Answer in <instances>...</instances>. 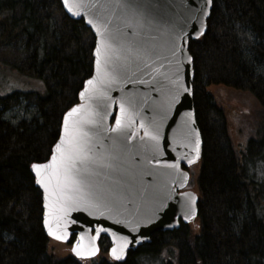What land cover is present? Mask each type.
Masks as SVG:
<instances>
[{
	"label": "trees",
	"instance_id": "obj_1",
	"mask_svg": "<svg viewBox=\"0 0 264 264\" xmlns=\"http://www.w3.org/2000/svg\"><path fill=\"white\" fill-rule=\"evenodd\" d=\"M212 1L205 36L189 43L203 138L199 231L154 234L122 263H87L50 253L30 168L47 161L64 114L79 103L93 73L95 38L60 0H0V49L23 54L20 63L0 59V264H264V0ZM32 79L43 83V93L22 89ZM210 86L249 92L258 102L244 148L234 145ZM23 102L33 117L11 124L6 113Z\"/></svg>",
	"mask_w": 264,
	"mask_h": 264
},
{
	"label": "water",
	"instance_id": "obj_2",
	"mask_svg": "<svg viewBox=\"0 0 264 264\" xmlns=\"http://www.w3.org/2000/svg\"><path fill=\"white\" fill-rule=\"evenodd\" d=\"M60 1L64 13L83 20L94 36V62L80 91L84 96L79 94L73 106L79 111L70 118L83 122L77 133L82 151L70 170L80 183L66 190L70 199L52 195L51 188L45 193L30 168L42 193L43 228L48 239L71 244L78 260L95 259L105 237L111 244L110 258L122 263L130 251L150 244L154 234L177 228L179 218L189 224L199 214L197 195L178 191L188 184L186 170L202 159L189 43L205 36L213 1L134 0L140 5L134 9L126 7L128 0H69L71 12ZM63 118L59 138L44 163H53V154L58 156L55 165L61 163L55 145L65 135ZM154 123L159 125L158 148L151 139ZM52 183L55 186V179ZM87 200L98 206L87 209L82 202ZM49 226L65 239L49 235ZM78 245L83 251L96 249L95 254L77 256L73 248ZM113 247L121 259L112 256Z\"/></svg>",
	"mask_w": 264,
	"mask_h": 264
},
{
	"label": "rangeland",
	"instance_id": "obj_3",
	"mask_svg": "<svg viewBox=\"0 0 264 264\" xmlns=\"http://www.w3.org/2000/svg\"><path fill=\"white\" fill-rule=\"evenodd\" d=\"M23 58L21 50L12 48L0 49V59L6 61L20 63ZM22 89L24 91L41 92L45 91V86L40 80H26L23 81ZM208 92L213 96L214 101L218 108H220L226 117L228 131L230 137L237 148H244L248 140L253 137L255 131V124L257 122L260 107L258 102L249 92H240L224 86H210ZM29 103L23 102L21 106L12 108L6 113L5 119L11 124L17 125L24 119H31L35 113L32 107L28 106ZM200 166V165H199ZM193 168V181L191 186L193 191L200 194L197 177L200 167ZM191 231L197 234L199 231V222L196 220L191 227ZM106 248V243L103 244ZM49 251L51 254L60 258L71 255V244H61L58 242L50 241ZM176 251V250H175ZM173 249L169 248L167 252L171 257L176 258L177 255ZM168 254H166L167 256ZM102 259H109L107 252H102L94 262H99ZM92 263V262H91Z\"/></svg>",
	"mask_w": 264,
	"mask_h": 264
},
{
	"label": "snow or ice",
	"instance_id": "obj_4",
	"mask_svg": "<svg viewBox=\"0 0 264 264\" xmlns=\"http://www.w3.org/2000/svg\"><path fill=\"white\" fill-rule=\"evenodd\" d=\"M65 7L68 9L69 12L72 11V7L69 6V0H63ZM126 7L139 9L140 5L135 3L134 0H128V4ZM76 14V13H74ZM91 23V21H89ZM102 37V40H104V47L108 48L110 45H108L106 39L103 37V33L100 34ZM96 65L97 69H100L101 61L99 59L101 55V45L97 44L96 47ZM189 60H191V57H188ZM87 84L92 86L94 85L93 80H88ZM81 98H83L84 93H80ZM79 111L78 107H73L63 118V126H64V133L65 135L61 137V140L59 143L55 145V149L57 153H59V160L60 165L56 166L54 162L57 161L58 156L56 154H53L52 161L53 163H33L31 165L32 170L34 171L36 175V182L40 184L44 190L45 193H49L50 188L52 189L51 194L57 195L59 193L60 197L63 199H70V197L66 196V190L71 188L74 185H77L80 183L73 175L70 174V170L72 167H75V162L77 155L82 151L80 144H79V137L77 133L81 129V125L83 122L81 121H75L71 120L70 118L74 116ZM191 114H189V117ZM116 124L119 127L121 125V121L119 119L116 120ZM153 131L154 134L151 136V139L156 141V147L158 148L159 144V125L153 124ZM145 135H148V133H145ZM199 149V140H196V150ZM191 163V161H189ZM175 167V165H173ZM55 179L56 184L53 186V180ZM186 179V176H185ZM45 199H48V196H45ZM189 200H194V197H189ZM85 205V207L89 210L92 208L97 207V204H94L91 200L82 201ZM45 207H48L46 204ZM45 225L48 226L49 222L47 219L44 221ZM49 235L55 236L56 239H65L64 236L56 235V233L53 231V229L49 226L48 227ZM97 235H99V232H97ZM96 249H91L87 251L81 250L80 246H76L73 248V252L77 256H92L95 254ZM112 256L119 260L121 259V252L118 251L116 247H113L111 249Z\"/></svg>",
	"mask_w": 264,
	"mask_h": 264
},
{
	"label": "flooded vegetation",
	"instance_id": "obj_5",
	"mask_svg": "<svg viewBox=\"0 0 264 264\" xmlns=\"http://www.w3.org/2000/svg\"><path fill=\"white\" fill-rule=\"evenodd\" d=\"M194 168V166L193 167H191V168H189L188 170H186L187 172H188V174H189V180H188V184H187V186H186V188H184V190H182V191H178V193H185V192H189V191H191V192H194L196 195H197V197H199V194L197 193V192H195V191H193V187L191 186V183H192V181H193V173L191 172V170ZM201 197V196H200ZM199 197V198H200ZM200 201V200H199ZM198 207H199V205H198ZM194 223H196V221H194L193 223H189V224H186L183 220H182V218H179V220H178V227L177 228H175L174 230H172V231H168V232H165V233H169V232H173V231H179V230H184V231H191V227H192V225L194 224ZM104 243H106V248H104L103 249V247H104ZM100 245H101V252H107V254H108V256H109V249H110V242H109V240L107 239V238H102V240H101V242H100Z\"/></svg>",
	"mask_w": 264,
	"mask_h": 264
}]
</instances>
